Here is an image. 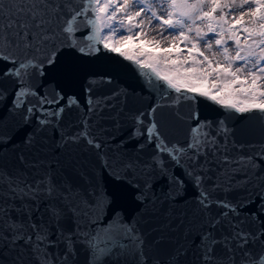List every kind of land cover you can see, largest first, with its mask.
Masks as SVG:
<instances>
[{
    "label": "snow or ice",
    "instance_id": "snow-or-ice-1",
    "mask_svg": "<svg viewBox=\"0 0 264 264\" xmlns=\"http://www.w3.org/2000/svg\"><path fill=\"white\" fill-rule=\"evenodd\" d=\"M140 39L161 51L117 47ZM99 45L156 103L117 111L119 92L93 95L110 78L83 102L45 90L62 56ZM0 80V264H264V146L236 151L224 120L178 110L199 96L264 123V0H0Z\"/></svg>",
    "mask_w": 264,
    "mask_h": 264
},
{
    "label": "water",
    "instance_id": "water-1",
    "mask_svg": "<svg viewBox=\"0 0 264 264\" xmlns=\"http://www.w3.org/2000/svg\"><path fill=\"white\" fill-rule=\"evenodd\" d=\"M102 51L93 56H82L76 52H70L62 56L55 69L49 70L45 77V90L49 93L53 89H58L66 94V96L75 95L81 99L85 96V88L88 87L90 80L100 81L102 78L111 79V83H97L94 86L93 95H111L112 92H119L120 96L116 101L117 111L123 108L125 111L129 109H143L149 105L156 103V94L147 87L144 78L139 75V72L132 65V62L124 60L116 53H111L103 50V46L99 45ZM0 87L11 89V82L0 80ZM9 102L11 96H9ZM178 110L187 115L190 112H198L200 120L211 121L216 123L224 120L229 129L228 143H235L236 151L243 149L250 151L253 148L259 150L264 146V123L255 119H241L238 115H233L230 119H226L222 106L216 105L214 102L207 100L205 97H196V102L182 103ZM164 115L160 118L168 123L170 129L175 134H179V127L168 120L167 110H164ZM3 114V107L0 106V115ZM107 116V112L105 113ZM67 119V117H66ZM111 121H104L103 126L108 127ZM114 131V129H112ZM117 136L119 132H115ZM22 133L16 136V147H22ZM132 145L126 146L127 150H132ZM5 153L11 152V146L4 149ZM111 187V185H110ZM165 189L163 182L158 186V191ZM191 196V190L187 194L185 200L173 204L172 209L177 215L182 216L186 206L190 203L188 197ZM168 205H164V209H168ZM125 215L140 219L139 210L136 208L135 201L131 196L126 197L124 201ZM148 219V218H145ZM141 225L147 232V240L151 241L156 233L151 232L155 221L152 220L145 224L141 220ZM103 225H98L102 228ZM191 255V254H189ZM85 257L83 254L79 257V264H84Z\"/></svg>",
    "mask_w": 264,
    "mask_h": 264
},
{
    "label": "rangeland",
    "instance_id": "rangeland-1",
    "mask_svg": "<svg viewBox=\"0 0 264 264\" xmlns=\"http://www.w3.org/2000/svg\"><path fill=\"white\" fill-rule=\"evenodd\" d=\"M149 39H151V37H149ZM117 47H119L121 50H126V49H136V48H140L143 51L146 52H151V53H159L161 51V49L151 45V44H147L143 41V39L140 40H131L128 42H124L122 44H118ZM173 52H175V50H172Z\"/></svg>",
    "mask_w": 264,
    "mask_h": 264
}]
</instances>
